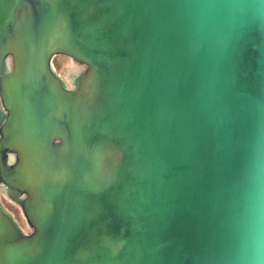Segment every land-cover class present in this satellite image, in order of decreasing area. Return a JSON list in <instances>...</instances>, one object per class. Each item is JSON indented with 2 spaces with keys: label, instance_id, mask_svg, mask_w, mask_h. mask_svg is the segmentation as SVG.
<instances>
[{
  "label": "water",
  "instance_id": "water-1",
  "mask_svg": "<svg viewBox=\"0 0 264 264\" xmlns=\"http://www.w3.org/2000/svg\"><path fill=\"white\" fill-rule=\"evenodd\" d=\"M0 134V264H244L264 0H0Z\"/></svg>",
  "mask_w": 264,
  "mask_h": 264
},
{
  "label": "rangeland",
  "instance_id": "rangeland-1",
  "mask_svg": "<svg viewBox=\"0 0 264 264\" xmlns=\"http://www.w3.org/2000/svg\"><path fill=\"white\" fill-rule=\"evenodd\" d=\"M51 65L56 75L65 83V85H70V80L73 76L81 79L84 78L89 70L88 66L80 64L64 54L55 55L52 59ZM13 158V160H15V156H13ZM15 161H17V159ZM10 187H12V185L6 181L0 182V202L6 211L13 216L20 229L25 234L30 235L34 232V229L25 216L20 203L21 201H18L16 197L12 198V196L8 194L7 190L11 189Z\"/></svg>",
  "mask_w": 264,
  "mask_h": 264
},
{
  "label": "clouds",
  "instance_id": "clouds-1",
  "mask_svg": "<svg viewBox=\"0 0 264 264\" xmlns=\"http://www.w3.org/2000/svg\"><path fill=\"white\" fill-rule=\"evenodd\" d=\"M248 242L244 264H264V193L259 187L252 198Z\"/></svg>",
  "mask_w": 264,
  "mask_h": 264
},
{
  "label": "bare ground",
  "instance_id": "bare-ground-1",
  "mask_svg": "<svg viewBox=\"0 0 264 264\" xmlns=\"http://www.w3.org/2000/svg\"><path fill=\"white\" fill-rule=\"evenodd\" d=\"M80 82H81V78L79 77H72L71 80H70V85H66L67 89L68 90H72V91H75L77 88L78 85H80ZM76 88V89H75ZM11 189H8L7 192L8 194L11 196Z\"/></svg>",
  "mask_w": 264,
  "mask_h": 264
}]
</instances>
